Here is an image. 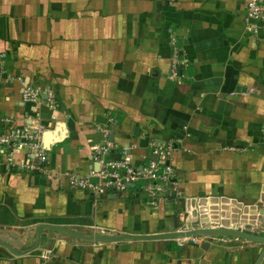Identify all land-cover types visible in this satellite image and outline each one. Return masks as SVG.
<instances>
[{
	"label": "crops",
	"instance_id": "crops-1",
	"mask_svg": "<svg viewBox=\"0 0 264 264\" xmlns=\"http://www.w3.org/2000/svg\"><path fill=\"white\" fill-rule=\"evenodd\" d=\"M245 15V0H0V118L43 124L49 155L47 174L0 162V228L32 232L46 221L160 232L189 227L187 203L200 197L210 216L229 223L246 210L256 220L264 212V41L247 31ZM175 50L179 78L171 76ZM17 76L52 89L56 106L24 101ZM109 124V157L130 154L137 165L155 158L151 140L174 139L177 190L151 206L141 182L103 194L71 188L66 172L96 168L92 146ZM204 241L87 243L46 230L28 255L0 247V264H35L43 248L55 264H254L263 249L233 236Z\"/></svg>",
	"mask_w": 264,
	"mask_h": 264
},
{
	"label": "built area",
	"instance_id": "built-area-1",
	"mask_svg": "<svg viewBox=\"0 0 264 264\" xmlns=\"http://www.w3.org/2000/svg\"><path fill=\"white\" fill-rule=\"evenodd\" d=\"M174 2V0H169ZM246 4V29L254 37L264 41V0H245ZM175 60L171 69V76L179 78L177 70V51L174 52ZM22 82V98L26 102L37 103L45 101L51 107L56 106L55 92L52 89L37 85L22 76H17ZM43 94L46 97L43 98ZM111 124H115L114 117L109 118ZM46 128L43 124L17 123L14 118L4 116L0 118V162L12 165L20 170L32 172L43 171L47 174L46 164L49 159L48 148L43 144V135ZM102 131L105 141L95 143L92 146L93 159L99 163L98 169L91 168L87 175L76 171H67L68 184L74 189H88L97 194H103L109 190L124 191L134 183L139 193L145 195L147 203L156 206L169 186L177 190L175 168L172 156L176 150L174 139L164 142L150 141L154 159L137 165L130 154H124L119 158H111L109 154L114 143L108 139L110 124L104 126ZM146 158V156H144ZM96 177L97 181L91 178ZM264 232V229L261 230ZM220 236H189L176 239L180 245L185 243L199 244L202 240H215ZM54 252L51 248H43L38 255L35 264H55Z\"/></svg>",
	"mask_w": 264,
	"mask_h": 264
},
{
	"label": "water",
	"instance_id": "water-1",
	"mask_svg": "<svg viewBox=\"0 0 264 264\" xmlns=\"http://www.w3.org/2000/svg\"><path fill=\"white\" fill-rule=\"evenodd\" d=\"M95 167L97 170L99 167L98 162L95 164ZM91 180L97 181V178L92 177ZM130 186L134 187L135 184L130 183ZM206 200L207 198L205 197H200L199 200L192 198L191 203H187L189 209H191V217L185 221L184 224H188L189 227L183 226L181 228H175L172 226L168 230L146 234L128 232L113 233L108 229L103 230L101 228L79 231L63 224L40 221L34 226L32 232L19 233L10 228H0V247L13 256L28 255L41 247L42 236L46 230L55 231L62 236H71L77 240L87 243L144 239H178L192 235L233 236L262 244L263 249L254 263L261 264L264 260V232H258V230H256V232H252V229L254 226H264V212H260L259 214L249 212L250 215L256 214V220H253L254 216H252V220H249L250 222H248V211L245 210L243 215H241L242 212L238 213L239 219L237 218L236 220L228 223L227 220H222L221 216H210L206 212V207H208V204H204ZM224 216L228 218V212L227 215L225 214ZM237 221H239L241 226L237 227ZM195 224L197 226H195ZM210 244L211 240H206L201 244V246L204 248L208 247Z\"/></svg>",
	"mask_w": 264,
	"mask_h": 264
},
{
	"label": "rangeland",
	"instance_id": "rangeland-1",
	"mask_svg": "<svg viewBox=\"0 0 264 264\" xmlns=\"http://www.w3.org/2000/svg\"><path fill=\"white\" fill-rule=\"evenodd\" d=\"M43 240H45V237L43 238ZM43 243V242H42Z\"/></svg>",
	"mask_w": 264,
	"mask_h": 264
}]
</instances>
